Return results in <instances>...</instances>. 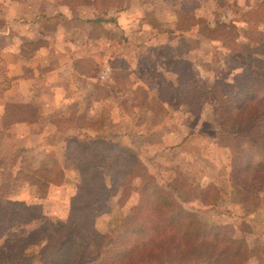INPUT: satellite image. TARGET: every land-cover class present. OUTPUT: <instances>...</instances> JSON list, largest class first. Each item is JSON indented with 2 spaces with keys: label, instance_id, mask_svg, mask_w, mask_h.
I'll use <instances>...</instances> for the list:
<instances>
[{
  "label": "rangeland",
  "instance_id": "rangeland-1",
  "mask_svg": "<svg viewBox=\"0 0 264 264\" xmlns=\"http://www.w3.org/2000/svg\"><path fill=\"white\" fill-rule=\"evenodd\" d=\"M70 3L82 5V0ZM261 3L264 7V0H97V18L102 20L78 22L77 38L66 34L69 28L75 30L68 18L59 14L52 20L42 18V30L53 32L58 45L74 36L77 46L72 51L59 50V60L52 63L57 70L32 85L39 99L23 96L18 84L12 86L8 62L0 51V107L6 110L0 117V196L12 192L18 194L14 198L30 197L29 187L23 188L28 183L14 180L20 168L29 173L42 167L53 173L63 169L65 176L45 202L44 217L15 226L0 221V248L17 241L12 251L3 249L9 259L18 258L7 264H45L39 258L43 241L34 244L27 238L59 228L66 220L79 183L78 165L66 156L67 140L73 133L79 139L97 136L129 145L141 157L144 171L154 175L170 197L210 224L231 227L234 239L253 248L254 256L246 264H264V190L235 188L237 136L220 127L214 101L180 104L173 91L183 76L198 94L217 82L227 83L229 92H234L242 69L233 68L229 58L240 52V45L248 44L252 50L257 46L246 35L251 23L246 12ZM11 4L0 0V12L11 10ZM85 6L87 13L94 8ZM24 7L30 13L40 9L32 3ZM180 12L185 15L180 17ZM7 21L0 17V30L12 26L21 41L10 43L0 34L1 47L21 44L27 48L26 55H31L35 43L24 41L26 26L17 19ZM31 28L36 31L38 26ZM259 28L264 31V24ZM67 56L78 57L73 63L75 72ZM26 74H32L30 67ZM65 93L70 96L68 102L61 98ZM47 104L57 112L47 113ZM18 120L28 123L31 130L9 129ZM115 154L111 156H127ZM117 162L116 172L125 177L130 164L122 159ZM101 170L110 185V172L106 166ZM251 177L246 168L240 174L244 182H251ZM139 200L137 191L128 197L113 191L112 213L99 225L120 236L136 220L149 219L152 214L145 206L136 216ZM27 243L29 256L23 258L19 245ZM91 252H96L95 247Z\"/></svg>",
  "mask_w": 264,
  "mask_h": 264
},
{
  "label": "trees",
  "instance_id": "trees-1",
  "mask_svg": "<svg viewBox=\"0 0 264 264\" xmlns=\"http://www.w3.org/2000/svg\"><path fill=\"white\" fill-rule=\"evenodd\" d=\"M250 16V29L246 35L257 43L254 50L248 44L240 45V52L232 53L233 68L240 67L234 92L228 84L217 82L210 89L196 93L191 83L180 76L174 92L179 103L197 105L202 99L214 101L217 106V120L224 132L237 136L234 144L236 166L232 173L235 188L250 187L264 190V7L246 12ZM180 17L184 16L180 12ZM195 20V16H190ZM102 20L96 18L95 22ZM180 27L183 28L180 24ZM188 29V28H186ZM219 30V28H218ZM213 32H217L214 30ZM3 40L0 39V50ZM257 69V70H256ZM189 84V88L187 85ZM193 89V90H192ZM165 99L164 97H162ZM167 98V96H166ZM192 101V103H191ZM70 134L67 140L66 156L77 163L79 183L67 208L66 220L59 228L46 229L39 236L27 239L34 244L43 241L39 258L45 264H246L254 256L253 248L246 241L233 238L231 227L213 225L197 212L183 207L170 197L154 175L146 172L140 156L129 145L119 141L100 139H79ZM74 135V136H73ZM93 135V134H92ZM77 150L76 155L73 151ZM111 154L122 153L126 158H113ZM126 160L130 171L126 176L117 173L118 160ZM107 167L111 174L110 185L101 170ZM101 168V169H100ZM252 173L251 182H244L240 174L244 169ZM65 179L64 170L53 173L46 167L32 173L18 169L15 181H25L29 187V198H14L17 193L0 196V221L12 224H27L44 217V204L61 187ZM239 185V187L237 186ZM178 188V187H177ZM113 191L128 197L137 191L140 200L136 216L143 209L150 211L149 219L136 220L132 228L118 234L100 226L101 219L112 213L110 197ZM241 192V191H240ZM21 193V192H20ZM145 206V207H144ZM3 227V226H2ZM115 236V237H114ZM21 240L23 237H20ZM17 241L7 242L0 248V263L17 261L8 258L3 249L16 247ZM31 243V244H32ZM28 243L19 245L21 257ZM95 247L96 252H91Z\"/></svg>",
  "mask_w": 264,
  "mask_h": 264
},
{
  "label": "crops",
  "instance_id": "crops-1",
  "mask_svg": "<svg viewBox=\"0 0 264 264\" xmlns=\"http://www.w3.org/2000/svg\"><path fill=\"white\" fill-rule=\"evenodd\" d=\"M10 2L12 3L11 10H6V8H3L4 10L0 12V17H2V19H7V22L17 19L19 20L20 24L23 23L28 30L24 32L26 36L24 41L30 40L34 42L35 47L31 55H26V47H22L21 44L20 46L18 45V47L8 44L3 47L2 50H0L1 57L4 58V61L7 60L8 62L7 78L9 77L10 80H12V86L18 84L20 86V90L24 92L23 96L32 97L31 99L37 98L38 96L36 93L38 90H35V86H32L35 85V81L38 79L41 80L42 77L48 73H54L57 70L53 67L54 64L52 63L54 60H59V50L62 49V51H72V49L77 46V44L73 41V39H75L74 36H72L71 39L66 38L62 43L59 44V46L57 41L54 39L55 36H52L53 32H51L52 34L49 31L44 32L40 25L43 23L45 18V20H52L59 14V16L62 18H68L71 20L72 27L75 29L71 30V28H69L66 34H75L77 38L79 34L78 22H82L83 24L85 19H88V22H92V20H95L98 17L99 8L97 5V0H82V5H80V3H70V0H10ZM30 3H32V5L35 7H39L40 9H38L35 13L28 12L27 7L23 8V6ZM54 3L55 6H53ZM86 3L92 4L94 6V8L90 9V13L85 11ZM29 7L31 8L32 6ZM34 25L38 26L36 31L35 28H31ZM73 25L76 26L74 27ZM30 29L32 32L29 31ZM0 34L4 35L5 39L9 40L10 43H16L14 40H20V37L17 36V33L14 31L12 26H6L3 30H0ZM71 57L72 56H67L66 61L72 64V68L70 69H72V72H75V70H73V63L78 57ZM49 66L51 67L47 69ZM28 67H30L32 70L31 75L26 74ZM51 85H53V82ZM29 86L31 87L29 88ZM60 87L57 85L55 88L60 90ZM54 91L52 92L54 93ZM57 95H55V97ZM61 98L67 102L70 100V96L67 93H65ZM46 106L50 107V109L47 110V113L51 114L57 112V109L54 110L51 105L47 104ZM2 110L3 108L0 107V117L6 115V113H4L6 110L4 109V112ZM15 122L16 123L11 124L9 129H15L18 131L23 129L31 130L30 126H28V123L20 120ZM39 130H41V128H39Z\"/></svg>",
  "mask_w": 264,
  "mask_h": 264
}]
</instances>
